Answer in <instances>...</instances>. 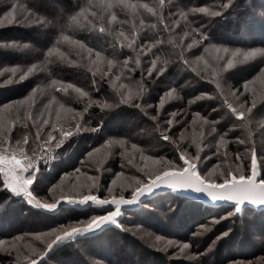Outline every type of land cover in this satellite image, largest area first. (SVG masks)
Segmentation results:
<instances>
[{
    "label": "trees",
    "instance_id": "16d2710c",
    "mask_svg": "<svg viewBox=\"0 0 264 264\" xmlns=\"http://www.w3.org/2000/svg\"><path fill=\"white\" fill-rule=\"evenodd\" d=\"M222 2L224 0H18L20 5L40 17L41 23L0 26V122L11 128L6 147L13 145L11 141L28 135V152L36 149V143L31 144L32 138L40 141V137L36 136L33 119L40 120L37 116L45 111V105L48 110L44 118L56 123L55 134L58 135L64 121L76 124L77 119L73 117L82 112L89 100L118 98L120 92L132 96L131 103L106 109L109 114L102 120L95 117L100 109L92 104L89 111L78 118L83 131H75L50 154L46 147L45 158L39 162L31 187L37 199L43 203L52 202L53 197L58 200L85 195L104 198L109 196L107 189L114 186L113 181L120 192L109 197H129L132 193L130 185L136 179L150 178L145 172L152 161L157 162L158 168L166 162L179 166L182 164L181 152L193 157L190 161L197 165L203 179L218 182L221 174L237 169L236 164L240 162L244 172L249 173V158L254 150L260 179L264 177V101L258 102L245 114V119L239 120L223 106V97L215 95L219 90L212 82V70L198 64L181 65L183 61L178 60L169 63L160 75L156 69L150 76L148 74L154 59L165 66V61L174 60L181 51L189 61L198 57L212 58L215 52L204 51L208 44L242 51L264 49V0H233L221 15L215 17L189 11L200 7L218 11ZM86 4L92 14L78 23L71 22V14ZM8 7L9 0L0 3V14ZM181 11L187 14L186 19L180 16ZM101 25L106 31H99ZM196 29H203L207 39L188 48L191 39L183 34ZM59 33L81 40L101 52L103 55L98 57L101 63L96 62V67L108 75L94 77L89 65L71 63L78 58V46L70 41L61 40L59 53L46 57L55 34ZM180 37H183L181 47L174 48L172 41L179 42ZM196 38H199L198 33ZM105 56L117 62L112 69L105 64ZM128 57L131 60L127 68L119 67ZM137 58L139 67L135 64ZM247 59L246 62L234 61L231 68L219 73V79L226 91L232 88L243 93L238 103H247L251 108L252 93L245 92L243 85L256 76L249 87L257 95L264 94V77L259 76V68L264 67V56L257 54ZM213 60L212 67L217 64L216 57ZM33 64L39 66L38 70L23 80L19 73L5 71L17 67L26 70ZM193 66L204 78L191 70ZM132 68L136 70H128ZM110 77L124 88L112 87ZM53 80L62 81L64 85L75 84L89 95L82 97L71 89L61 91V84L51 85ZM141 83L147 89L143 94ZM173 88L177 89L179 98L175 95L166 98L160 107V98ZM33 89H36L35 93ZM201 93H207V96L196 99ZM30 95L32 99L26 100ZM53 96L56 100H52ZM14 101L25 103L14 106ZM136 104L152 107L144 113L134 107ZM5 105L10 107L5 109ZM57 112L61 117L59 123ZM196 113L209 123L215 122V131H211L209 124H201L200 118L194 124ZM152 116L156 120H152ZM169 120L174 121L172 125L168 124ZM91 128L96 131H89ZM45 129L53 131L43 125L40 135H46ZM167 130L170 139L164 140L161 133ZM183 130L185 136L180 135ZM221 136L226 141L223 145L219 144ZM194 138L201 144L198 158ZM110 139L127 143L123 147L109 144ZM90 152L91 156L88 155ZM66 176L69 178L64 186L52 188ZM63 189L76 195L61 196ZM235 211L234 205L205 203L173 191L157 193L142 200L138 207L124 210L117 226L107 225L94 234L67 239L38 264H259L264 259V208L244 206L240 213ZM104 213L92 205L86 208L65 206L55 213L39 210L0 183V240L12 243L13 237H21L15 242L21 254L44 247L42 240L34 238L35 233H47L61 226L71 229L86 225L93 217ZM213 220L218 222L212 224ZM209 224L211 227L197 234L200 226ZM225 232L228 234L222 235ZM184 244L198 262L185 258L173 260L177 259L173 256L175 253L185 254ZM16 259V248L0 250V264H16ZM21 264H24L22 259Z\"/></svg>",
    "mask_w": 264,
    "mask_h": 264
},
{
    "label": "snow or ice",
    "instance_id": "6c2138e0",
    "mask_svg": "<svg viewBox=\"0 0 264 264\" xmlns=\"http://www.w3.org/2000/svg\"><path fill=\"white\" fill-rule=\"evenodd\" d=\"M233 3V0H224V2L220 3L219 10L218 11H210L208 8L200 7V8H193L189 11L192 13H205L209 16H218L221 15L222 12L229 7ZM90 7L82 8L79 12H77L75 15H72L70 17V21L74 23H78L83 19H86L92 12H90ZM180 16L187 18V14L183 11L180 12ZM13 23H41V18L36 16L34 12L30 11L28 8H24L22 5L18 3V0H9V7L6 11H4L2 14H0V26H3L5 24H13ZM196 33H198L199 38H196ZM189 39H191V47H193L196 44L201 43V41H206L207 37L204 34L203 29H196L193 30L192 33H188ZM59 40L66 41V36L64 33H61ZM189 45V44H188ZM187 45V46H188ZM7 46V45H5ZM12 46H16L13 44ZM205 53H212L215 52L216 54H219L220 52L227 53L228 55L223 57V60H226V68H231L233 66L234 60L237 55L243 56L244 58H251L257 54L264 56V49H251L248 51H242L241 49H228V48H221L217 45L208 44V46L204 49ZM54 52L59 53L58 44L52 45V47L47 49L46 57L51 56ZM62 56V54H60ZM218 55H216V58ZM200 58H198L199 60ZM188 66L194 65L192 61L188 60ZM96 61L93 60L92 63L89 64V67L92 69L93 72L99 74L100 76L103 75V71H99L96 67ZM161 67H164L163 64H157L156 70L159 71ZM39 68L38 65L33 64L30 67H28L26 70L21 68H9L5 69V71H9L13 74L19 73V77L21 80H23L26 76L29 74L37 71ZM191 70H194L195 73H198L201 75V71H198V68L196 66H193ZM221 71L214 68L212 69V72L210 73V76L212 77V82L216 85V88L219 90L218 93L215 95L217 97H223V106L226 107L231 114L235 115L237 119L243 120L245 117H240L238 114L243 112L247 113L250 109L253 108V105L260 101H264V94L257 95L255 92L252 91V89L249 87L253 83L254 80L257 79L256 76L252 78V80L245 81L243 88L245 92H251V100H252V106L251 108L247 105V103H244L243 105L238 103L239 98L243 93L239 92V90H233L232 88L229 90H225L222 88L220 84L219 79V73ZM2 74V73H0ZM95 75V76H96ZM94 76V77H95ZM259 76L264 77V72H259ZM119 78V77H118ZM111 80V77H110ZM11 81H6L5 83H9ZM54 85H57L58 83L56 81L51 82ZM66 87L65 85H61V88ZM36 90H33V93H35ZM167 93V92H166ZM166 93L164 96L160 98V107L163 106L166 98H171L172 96H167ZM121 96V99L125 102V104L132 102V96L131 94H125L124 92L119 93ZM82 97H87V93H80ZM207 95H200L196 99H202L205 98ZM26 100H31V95L29 97L25 98ZM25 101H14L13 105L18 106L24 104ZM88 103L90 104H100L103 108H111L112 105L105 103L104 101H95V100H89ZM191 103V101H189ZM10 105H5L4 108H9ZM147 106L139 105L138 108H140L144 113H148L147 109L151 108ZM67 111L71 112V109H68ZM47 112V110H45ZM175 116V113L172 114ZM80 113L75 114V119L79 121ZM155 118V119H153ZM197 118H200L201 124H209V127L211 131L215 129V122L209 123L207 120H204L202 117H199V113L194 114L193 116V123L195 124L197 121ZM152 120H156L155 116L151 117ZM47 121V122H46ZM33 122L35 124V127L37 129L36 136L40 137V141L43 143H40V141H35L34 138H32V143H36V149H33V155L29 156V139L28 135L22 137L21 139L17 140L15 144L10 145L6 147V142L9 139L8 133L11 131V128L4 122H0V155H3L4 157V164L0 165V174H3V180L0 181V183L3 184V187H6L10 191L16 194H24L28 202L30 204H34L36 207L43 208V209H54L57 207L58 203L61 201L53 197L52 202H43L36 198V196L33 195V192L30 190V185L33 183L34 176L32 173L37 171L39 160L45 158L41 155V153L44 152L45 148L48 149V154L51 153V150L53 148H59L64 141L68 138V136L65 135V133H68L71 131L70 128H59V134L56 135V123L52 122L50 118L45 119L42 117L38 122L36 121V118L33 119ZM173 120H169L168 124L172 125ZM43 125H47L50 128L53 129L52 132H47L45 129L46 135L42 136L40 135V128ZM82 126V125H81ZM73 127H76V125H73ZM203 135V133H202ZM201 135V136H202ZM161 137L164 140H169L170 136L168 134V130L161 133ZM109 144H120L122 147L127 143L125 140H109ZM193 143L196 144L197 150L201 151V144L198 140L195 138L193 139ZM226 141L224 140L223 136H221L219 144L223 145ZM27 148V150H26ZM132 148L135 150L136 147L132 146ZM37 149L39 150L40 158L37 159ZM217 151H219V148H217ZM252 154L254 156V150L252 151ZM92 153L90 152V156ZM123 155V153H122ZM181 156H183L184 163L176 166L172 162H166L163 163L164 166L159 169V171L156 174L149 175L152 177L151 182L149 180H141L136 179L134 184L130 185L131 192L132 193H142L143 191L149 190L151 187L159 184L158 181H160V173H164L163 175L165 177H168L165 184H169L173 187L177 188H194L197 191H202L200 188L199 183L196 181V178L191 174V172H185L183 175H175V174H169L165 171V168H183L186 166L185 162L193 159L188 153L181 152ZM180 156V157H181ZM187 157V158H185ZM163 162V157L160 158ZM131 162V161H130ZM253 167L255 168V172H253ZM257 165H251V174L255 176V179L257 178ZM197 171V169H194ZM79 171V170H77ZM27 173V175H25ZM147 175V174H146ZM234 177H237V175H232ZM63 179V178H62ZM257 180V179H256ZM261 183H264V177H262L259 180ZM116 181H113V185H115ZM145 185V188H141V185ZM57 187V185H53L52 188ZM230 191L240 193L246 196L250 197L251 200H257L258 202V196L257 194L261 191H264V189H260L257 187L256 184L249 181L248 183H235L233 182L230 189ZM49 191H52L50 188ZM109 196L112 195L113 188L109 187L107 189ZM61 196L69 195V193L61 192ZM109 196H105L103 199H98V197L95 196V198L91 200H79L81 203L92 201L99 205H108L112 204L115 205V211H112L110 215H106L104 220H97L95 217L92 218L91 221L86 223V227L77 228V227H71V230L69 231L64 226H61L60 228H53L50 229L47 233H35L34 238L37 240H42L44 247L40 249H30L27 253L21 254L19 252L18 246L16 245V241L20 240L21 237H13L12 243H6L4 240H0V250L8 251L9 249L16 248L17 249V259L16 264H21V259L23 260L24 264H38V260L40 261L41 257H44L46 255V252L50 250L57 242L61 241L62 239L66 237H70L76 233L81 232H87L89 230H92L96 227H98L100 224L104 223L108 220H113L118 214H119V208L120 205L129 203L130 201L125 199V197H121L119 199H109ZM139 197V195H132L131 200L134 201ZM75 200V199H74ZM238 202V201H236ZM45 205H55V207H43ZM231 215V213H230ZM218 221L213 220L212 224L217 223ZM209 227H211V224L209 225H202L200 226L197 234H202L203 231H206ZM228 233L225 232L222 235H227ZM159 239V237H158ZM219 239V237H218ZM215 243V242H214ZM183 249L188 248L187 244H184L182 246ZM259 264H264V259H262Z\"/></svg>",
    "mask_w": 264,
    "mask_h": 264
},
{
    "label": "water",
    "instance_id": "95a60500",
    "mask_svg": "<svg viewBox=\"0 0 264 264\" xmlns=\"http://www.w3.org/2000/svg\"><path fill=\"white\" fill-rule=\"evenodd\" d=\"M181 161H182V164L184 163V161L182 160L181 158ZM5 162L4 158H1L0 157V165H3ZM257 165V180L255 179V176L251 174V167H250V174L248 177H242V178H236V177H231L230 180L228 181H225L223 183H211V182H208L206 181L205 179H203L198 170H194V169H197L196 166L191 163L189 160L185 162L186 166L183 167L181 170H168L166 171L167 173H169L170 175L171 174H175V175H183L185 172H189V169L191 168L192 169V175L193 176H198L200 179H203L204 180V185L208 186L209 188H215V189H222L224 188L225 185H229L231 186L233 182L235 183H248L249 181L253 182L254 184L257 185L258 188L260 189H264V183H261L259 180H260V171H259V166H258V162H257V159L256 157L254 156L252 158V162H251V165ZM253 172H255V168L253 167ZM164 173H160V175H163ZM1 175V179L3 180V174H0ZM25 175H27V173H25ZM152 179V178H151ZM151 179H148L149 182H151ZM31 187L32 185H30V190H31ZM146 186L145 185H141V188H145ZM6 188V187H5ZM9 190V189H8ZM10 191V190H9ZM165 191H173V192H176L178 194H182V195H185V196H189V197H192V198H195V199H199L205 203H210V204H214V205H219V204H229V205H234L235 206V213H240L243 209L244 206H252V207H255L257 209H260V208H264V191H261L257 194L258 196V202L257 200H251V202L249 201L250 200V197L249 196H246V195H243V194H240V193H236V192H233V191H230L231 195H232V198L231 199H227V198H221L220 197V193L219 192H215V193H211L209 191H197L196 189L194 188H177V187H173L169 184H165V183H159L153 187H151L149 190L147 191H143L139 197L132 201L131 200V195L129 197L127 196H118V197H109V199H119L121 197H125V199L129 200L130 202L129 203H126V204H123V205H120V208H119V214L113 219V220H108V221H105L104 223L100 224L98 227L92 229V230H89L87 232H81V233H76L70 237H66L64 239H62L61 241L57 242L50 250H48L46 252V255L44 257H41L40 258V261H42L51 251H53V249L59 245L61 242L67 240V239H70V238H75L77 236H80V235H90V234H94L98 231H100L103 227L107 226V225H113V226H117L118 224V220L120 219L121 217V214L124 210H127V209H133L135 207H138L141 203L142 200L146 199V198H149L157 193H162V192H165ZM12 194H14L15 196H19V197H22L24 198L27 202H28V199L27 197L20 193V194H16V193H13L12 191H10ZM213 195H215V199L213 198ZM98 197L97 195H88V196H85V197H81V198H78V197H67V198H63V199H60V203H58L57 207L54 208V209H51V210H48V209H43V208H39V207H36L34 204H30L28 202L29 205H31L32 207L36 208V209H41L43 211H47V212H55V211H58L59 209H61L63 206H66L68 204H75V205H80V206H94L95 208L97 209H100L101 211H105L104 214L100 215L99 217H97L96 219L97 220H104L105 219V216L106 215H110L112 213V211H115V205H112V204H108V205H99V204H96L92 201H89V202H84V203H81L79 200H91L93 198ZM75 199V200H74ZM98 199H103L101 197H98ZM238 201V202H236ZM77 228H82V227H86V225H79V226H76ZM70 231V230H69ZM38 260V262H40Z\"/></svg>",
    "mask_w": 264,
    "mask_h": 264
},
{
    "label": "clouds",
    "instance_id": "9594fccd",
    "mask_svg": "<svg viewBox=\"0 0 264 264\" xmlns=\"http://www.w3.org/2000/svg\"><path fill=\"white\" fill-rule=\"evenodd\" d=\"M3 2H4V0H0V3H3ZM86 7H89V5L86 4V5L83 6L82 8H86ZM82 8H80L79 11H80ZM79 11L73 12L71 15H75V14H76L77 12H79ZM114 16H115V14H113L112 17H110V20H109L110 23H111V20L114 19ZM70 17H71V16H70ZM70 17H69V19H70ZM99 31L104 32V31H106V29L101 25V26L99 27ZM60 35H61V33H59L58 35L55 34V39L53 40L52 45H54V44H58V45H59V44L61 43V41L59 40ZM65 36H66V41H70V42H72V43H74L75 45L78 46V47H77V57H78V58H77L76 60L71 61V63H73V64H79V63L83 62L84 65L87 66V65H89L90 63H92L93 60H95L96 58H98V57H100L101 55H103L101 52H99V51H95L93 48L89 47V46H88L87 44H85L83 41H81V40H73L72 37L69 36V35H65ZM183 36H188V33L185 32V33L183 34ZM182 40H183V37H180V38H179V42L172 41V43H173V45H174V48H180V47H181ZM187 47H188V48H191V45L189 44ZM254 49H257V48H254ZM45 56H46V53H45ZM129 60H131V57H128L127 59H125L123 65H120V64H119L118 66H119V67L123 66V67L127 68V64H128V62H129ZM178 60L183 61V64H181V65H188V63H189L188 60H186V59L184 58L183 52L181 51V52H179V53L175 56V59H174V60H172V61H165V66H164V67H161V68L159 69V71L157 72V75H160V74L164 73L165 70H166V67H167V65H168L169 63H173V64H174V63H175L176 61H178ZM216 61H217V64L214 66V68L220 70L221 72H224V71L227 69V68H226V63L223 62V61H225V60L221 59V58L218 56V57L216 58ZM116 63H117V62H115L113 59H109L107 56H105V64L107 65L108 69H112L113 66H114ZM135 64H136L137 67H139V65H140V60H139V58L136 59ZM156 67H157V61L154 59V60L152 61V65H151V66L149 67V69H148V74H149V76L151 75L152 71L156 69ZM89 70L92 71V69H91L90 67H89ZM128 70L131 71V72H133V71H135L136 69H135V68H132V69H128ZM192 71L194 72V70H192ZM259 72H264V67H260V68H259ZM92 74H93V76L96 75L95 72H93ZM106 75H108V72H104L103 75L101 76V78H103V77L106 76ZM196 75H197V76H201V75H199L198 73H196ZM253 77H254V76H253ZM253 77H252V78H253ZM201 78H204V77L201 76ZM53 81H56V80H53ZM56 82L59 83V84H61V85H64L62 81H56ZM95 83H96V81L93 80V84H95ZM51 85H52L53 87H55L54 84L51 83ZM65 86H66V87H63V88H61L60 90H61V91H64V92H68V90L71 89V90L75 91L76 93H78L79 95H80V93H84V92H85L82 88H78L75 84H67V85H65ZM45 87H47V85H45ZM33 90H36V89H33ZM146 91H147V89H146V88L144 87V85L141 83V84H140V92H141V94H143V93L146 92ZM86 93H87V92H86ZM88 95H89V94L87 93V96H88ZM166 95H167V96H174V95H175L176 98H179V95H178V93H177V89H175V88H173V89H171L169 92H167ZM201 95H207V93H201ZM80 96H81V95H80ZM52 100H56V97L53 96V97H52ZM104 102H105V103H108V104H110V105H112V107H111L112 109H117V108H119L121 105H126L125 102L121 99L120 94H119L118 98H117L116 96H113V97L110 98V99H106V100H104ZM241 105H243V104H241ZM256 105H257V103H256L255 105H253V108H255ZM96 106L99 107V109H100V112L95 114V117H96L97 119L102 120L103 118H105V117L109 114V112L106 111V109H108V108H103V107L100 106V104H96ZM138 106H139V104L134 105V107H136V108H138ZM150 106H151V105H147V107H150ZM91 107H92V104L87 103V104L85 105V107L83 108L82 112L80 113V117L82 118V114H83V112H88V111H89V108H91ZM61 108H63V105H61ZM45 110H48V105H45ZM251 110H252V109H250L248 112H251ZM71 111L74 112L75 110H74V109H71ZM44 115H45V111L40 112V113L38 114V116H37V119H41L42 117H44ZM238 115H239L240 117H245V113H243V112L239 113ZM50 116H51V113H49V117H50ZM73 118H74V117H73ZM60 119H61V117H60V113L57 112V113H56V121H57V123L60 122ZM74 119H75V118H74ZM153 119H155V118H153ZM244 119H245V118H244ZM46 122H47V121H46ZM64 124H68V127H67V128H70V129H71L70 132L65 133V135L68 136V137L71 136V135L73 134V131L80 132V131H83V130H84V129H83V126H81V123H80L79 121L76 122V124H75L76 127H73V125L69 124L68 121H64V123L61 124V127H64ZM64 128H65V127H64ZM89 131H96V129L91 128V129H89ZM213 131H215V129H213ZM132 146L136 147L135 144H133ZM199 152H200V151L197 150V158L199 157ZM88 155L90 156V153H88ZM181 158L183 159V156H181ZM37 159H39V158H37ZM158 171H159V170H158ZM158 171H157V172H158ZM157 172H145V176L148 177L149 175L156 174ZM189 172H191V174H192V169H191V168L189 169ZM146 174H147V175H146ZM194 177L196 178V181L199 183L200 188H201L202 191H209V192H211V193L219 192L221 198H227V199H231V198H232V195H231V193H230V191H229V189H230L231 186H229V185H225L224 188H222V189L209 188L208 186L204 185V180H203V179H200L198 176H194ZM167 179H168V177H165L164 175H160V181H158V183H165V182L167 181ZM218 182H219V181H218ZM82 194H83V193H81V195H82ZM140 194H141V193H132L131 196H132V195H140ZM69 195H76V193H75V192H71V193H69ZM213 198H214V199L216 198L215 195H213ZM43 207H55V205H45V206H43Z\"/></svg>",
    "mask_w": 264,
    "mask_h": 264
},
{
    "label": "rangeland",
    "instance_id": "374dc122",
    "mask_svg": "<svg viewBox=\"0 0 264 264\" xmlns=\"http://www.w3.org/2000/svg\"><path fill=\"white\" fill-rule=\"evenodd\" d=\"M107 8H109L108 6H106ZM211 54V53H210ZM216 55H218V56H221V57H224V54L223 53H219V54H216ZM216 55H214L212 58L211 57H202V58H200V57H198V58H200L199 60H198V58H194V59H191L190 61H192L193 62V64H198V65H202L203 66V69H210V70H212L213 69V67H212V64H213V62H214V60L213 59H215V57H216ZM226 55H228L227 53H226ZM212 56V55H211ZM238 59H240V60H242L243 62H246V61H248V59L247 58H244V57H242V58H239V57H235V58H233V60L234 61H236V60H238ZM96 62L97 63H101V60H100V58H96ZM110 85L112 86V87H116V88H118V89H122V88H124L123 86H119L118 85V81H116V80H111L110 81ZM73 125V124H72ZM68 127V125H66L65 126V128H67ZM185 130V129H184ZM182 131L181 133H180V135L181 136H185V134H183L184 132L186 133V131ZM75 131H73V133H74ZM11 144H15V142H13V141H11ZM45 151H46V148H45V150H44V152L43 153H41V155L42 156H44L45 155ZM28 155L29 156H31V155H33V153L32 152H28ZM254 156H255V153H254ZM253 156V154H252V156H251V158H249V173H246V172H244V166L242 165V163L240 162V164H236V168L237 169H234L233 168V171H230L229 173H227V174H221V176H220V178L218 179V181L219 182H217V181H215V182H212V181H208V182H211V183H218V184H220V183H223V182H225V181H228V180H230V178L232 177V175H237V177L236 178H242V177H248L249 176V174H250V167H251V162H252V158L254 157ZM0 157L1 158H4L3 157V155H0ZM256 157V156H255ZM36 158H40V155H39V152L37 153V157ZM186 158V157H185ZM180 159H181V157H180ZM40 160H42V159H40ZM40 160H39V162H40ZM190 161V160H189ZM191 162V161H190ZM191 163H193V162H191ZM157 164V162L156 161H152L151 162V167L149 168V170H148V172H153V171H155L156 170V172L161 168H158V165H156ZM194 164V163H193ZM39 165V164H38ZM195 166H196V168H197V165L196 164H194ZM235 165V164H234ZM261 166H263V164L261 165ZM182 168H177V167H173V169H165V171H168V170H181ZM150 170H152V171H150ZM33 174V176L34 175H36V171L34 172V173H32ZM234 177V176H233ZM69 177L68 176H66V177H63V179H61L60 180V182H59V185H57V187H61V186H64V182H66L67 181V179H68ZM152 177L150 176V178L149 179H151ZM33 184V183H32ZM119 188L118 187V184H115L114 186H112V188H113V194H116V193H118V192H120V191H117V190H119V189H117V188ZM123 188H125V187H123ZM65 189V188H64ZM64 189H63V192H65V193H67L66 192V190L64 191ZM69 193V192H68ZM163 193V192H162ZM132 194V193H131ZM85 196H88V195H85ZM85 196H83V197H85ZM112 197H114V196H112ZM63 198H67V197H63ZM63 198H60V199H63ZM78 198H81V197H78ZM59 199V200H60ZM41 203H42V201H41ZM141 204V203H140ZM66 206H68V207H70V206H73V207H76V208H86V207H88V206H80V205H75V204H68V205H66ZM63 207H65V206H63ZM62 207V208H63ZM61 208V209H62ZM136 208V207H135ZM61 209H59V210H61ZM39 210H41V209H39ZM58 210V211H59ZM55 212H57V211H55ZM55 212H52V213H55ZM122 214H123V212H122ZM122 214H121V216H122ZM99 217V216H98ZM95 218H97V217H95ZM79 226V225H78ZM76 227V226H75ZM68 230H71V229H68ZM174 257L176 256V258L177 259H173V260H177V261H180V260H182L183 258H185V259H188V260H194V261H196V262H198L197 260H195V256H193L192 254H190L189 253V250H186L185 249V254H181L180 252L177 254V253H175L174 255H173ZM172 257V256H171ZM173 258V257H172ZM53 261H55V259L53 260ZM241 264H251V262H244V263H241Z\"/></svg>",
    "mask_w": 264,
    "mask_h": 264
}]
</instances>
